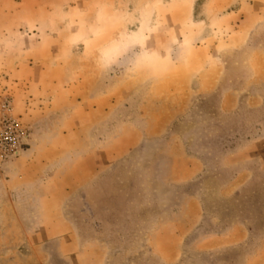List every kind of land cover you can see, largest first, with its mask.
Instances as JSON below:
<instances>
[{
	"label": "rangeland",
	"instance_id": "obj_1",
	"mask_svg": "<svg viewBox=\"0 0 264 264\" xmlns=\"http://www.w3.org/2000/svg\"><path fill=\"white\" fill-rule=\"evenodd\" d=\"M259 49L264 0H0V264H166L173 211L190 261L259 252L264 107H222Z\"/></svg>",
	"mask_w": 264,
	"mask_h": 264
},
{
	"label": "crops",
	"instance_id": "obj_2",
	"mask_svg": "<svg viewBox=\"0 0 264 264\" xmlns=\"http://www.w3.org/2000/svg\"><path fill=\"white\" fill-rule=\"evenodd\" d=\"M250 34L241 44L235 45V48L248 46ZM250 64L254 68V76L246 82L244 87L226 94L222 104L225 112H237L244 104L254 109L264 107V49L256 51ZM195 199L197 198L190 196L187 200L192 202ZM171 213L152 233L154 250L166 264H241L244 262V264H264V245L259 252L246 260L238 254L228 255V250L232 251L250 243L252 235L244 224L237 225L225 233L208 235L198 240L195 245L193 244V249L209 255V260L190 261L191 239L200 230V223L177 225L176 211Z\"/></svg>",
	"mask_w": 264,
	"mask_h": 264
}]
</instances>
